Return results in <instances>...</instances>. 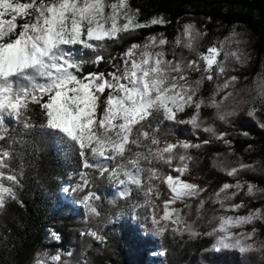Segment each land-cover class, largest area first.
<instances>
[{
    "label": "snow or ice",
    "instance_id": "obj_1",
    "mask_svg": "<svg viewBox=\"0 0 264 264\" xmlns=\"http://www.w3.org/2000/svg\"><path fill=\"white\" fill-rule=\"evenodd\" d=\"M139 16L140 10L131 8L129 0H0V211L17 199V190L22 187L21 172L14 169L12 161L18 155L16 146L37 127L31 117L33 106H37L44 117L38 126L41 134L55 135L78 150L81 170L75 174L78 182L70 190L85 193L81 203L89 215H100L93 203L100 196L91 189L96 179H106L120 189V198L129 200L135 194L132 219L148 221L149 231L156 235H207L214 238L215 251L264 256V241L257 239V229L244 230L246 225L264 221V205L238 215L235 213L245 204L232 203L241 192L255 196L264 194V189L237 179L235 183H223L205 197L206 188L184 177L190 172L191 150L205 147L212 140H173L167 129L170 124L190 125L231 145L227 133L204 126L201 116L202 108H214L218 119L227 121L238 114L240 105L249 103L235 99L239 77L228 76L227 56L224 61L219 59L224 42L219 48L213 45L198 53L196 59L177 58L175 53L169 59L167 38L152 35L142 44H131L119 63L111 58L112 71L80 74L85 62L77 59V48L95 51L122 34L169 23L162 16L147 21H140ZM182 35L185 39L178 37L176 45L194 51L205 34L195 24L186 23ZM240 35L233 30L225 41L232 38L239 45L243 42ZM230 55L241 64L248 59L239 51ZM103 59L97 55L92 63L99 64ZM194 72L200 73L198 79L191 78ZM221 78L223 83H216L207 101L200 96L205 81ZM254 83V99L264 104V77ZM248 91L251 95L253 89ZM229 98L236 106L226 111ZM187 109H193L192 114L181 118ZM259 111L251 107L246 115L256 118ZM259 126L264 128V124ZM217 166L229 177L256 170L244 162L227 167L219 161ZM161 185L167 190L162 209L158 203L163 195ZM193 201L197 202L194 220L189 219ZM209 202L219 209L206 217L205 205ZM139 209L145 210L143 217ZM201 220L211 225L210 231L198 230L196 225ZM51 235L60 240L58 234ZM81 235L105 240L94 230ZM160 254L166 255V250ZM62 255L57 253L51 260L69 264L62 261Z\"/></svg>",
    "mask_w": 264,
    "mask_h": 264
},
{
    "label": "trees",
    "instance_id": "obj_2",
    "mask_svg": "<svg viewBox=\"0 0 264 264\" xmlns=\"http://www.w3.org/2000/svg\"><path fill=\"white\" fill-rule=\"evenodd\" d=\"M129 4L140 10V21L161 15L169 23L122 34L95 51L77 48V59L85 62L81 75L105 72L110 69V59L116 58L131 43L141 41L148 33L167 29L184 17L207 18L210 20L207 26L215 21L225 26L240 23L248 30L254 50L264 53V0H129ZM171 31L166 30L168 34ZM210 31L216 30L210 28ZM97 55L104 59L99 64L92 63ZM209 90L205 81L200 96H206ZM31 117L37 127L16 146L18 155L12 161L14 169L21 172L22 187L17 190V199L0 211V264H28L35 250L48 244L59 247L61 254L71 252L69 264H85V261L87 264H137L139 255L134 254L132 258L128 247L138 233V225L145 220L132 219L135 194L132 199H122L117 186L98 178L91 190L100 196L93 201L100 215H89L81 203L85 193L70 190L78 182L75 174L81 170L78 150L55 135L41 134L38 126L44 122V117L39 107L33 106ZM241 128L248 135L237 133L232 137L234 157L252 162L256 169L252 171L255 181L264 185V128L250 123ZM221 151L220 146L212 143L192 149L189 173L203 172L211 185H219L222 174L215 170L212 159ZM61 187L64 192L60 191ZM138 211L141 217L145 215L144 209ZM89 230L96 231L105 240L101 242L81 235ZM50 231L58 234L60 240L47 241ZM204 243V238L180 242L173 247L175 256L198 250ZM68 257L62 255V261ZM153 258L151 264H167L166 258ZM249 264H264V260L253 255Z\"/></svg>",
    "mask_w": 264,
    "mask_h": 264
},
{
    "label": "rangeland",
    "instance_id": "obj_3",
    "mask_svg": "<svg viewBox=\"0 0 264 264\" xmlns=\"http://www.w3.org/2000/svg\"><path fill=\"white\" fill-rule=\"evenodd\" d=\"M156 16L161 15H154L152 17ZM150 18L148 20H150ZM209 22L210 20L203 17L197 20L192 17H184L181 20H178L177 23L171 25L169 28L154 33H148L143 37L141 41L133 43L142 44L148 36L163 34L169 41L165 48V50L168 52L169 59L172 58L173 53L176 54L177 58L183 56L186 59H196L198 53L206 52L207 48L213 45L219 48L221 47V42H224L219 59L224 61L225 57L227 56L226 65L229 69L228 76L236 75L237 77H239V80L235 85V99L237 101L246 100L249 101V103L240 105V110L238 111V114L235 116L228 117L227 121L219 120L216 114V109L214 108H202L201 116L203 118L204 126L214 127L217 133H227L226 138L231 141V145H227L222 141L216 140L214 137L211 136L210 133L204 132L202 129H193L190 125L170 124L167 125V129L171 130L172 136L170 138L173 140L186 139L194 143H201L203 140L200 139L202 138L206 140L211 139L212 144L218 145L222 148V151L215 154L212 159V164L215 170L220 171V173L222 174L220 177L221 182L219 185H211L208 181L206 174L203 172H195L192 174L189 173L184 177L185 179L197 183L203 188H206L207 192L204 193L205 197L211 196L222 186L223 183H235L237 179L242 182L254 183L258 188L264 189V185H260L255 181L252 170L241 171L237 177H229L225 174L224 171H222L217 166L219 161H222L227 167L237 166L239 162H244L246 164L253 165L252 162H246L245 160L234 157V141L232 137L237 133L243 136L244 133H247L246 130H242L241 128V126H243L244 124L250 123L254 124L257 127H260V124H264V104H261L258 99H254V97L256 96V92L254 91V81L258 77H264V53L258 54L254 50L248 30L240 23H233L232 25L225 26L221 22L215 21L212 22L210 26H207ZM186 23L195 24L196 28L200 32L205 34L197 41L196 49L194 51L177 46L175 43L178 37L182 41L185 39V37H183L182 35V30L183 25ZM210 28H213L216 31L212 32L210 31ZM222 28H224L223 31H221ZM170 29L172 31L169 32L170 34H168L166 30ZM233 30L241 34L239 39H241L243 42L239 45H237L232 38H229V40L225 41V38L229 37V34ZM131 44L127 46L123 50V52L126 51V49L129 48ZM232 51H239L240 53L244 54L248 57L247 61L243 64L238 63L230 55ZM122 53H120L116 57L117 63H119V57L122 55ZM109 71H112L111 64L110 69L106 70L105 73ZM199 77L200 73L194 72L191 75L192 79H198ZM223 79L224 78H221L219 81H208V84L210 86L209 93L202 98L207 101L208 98L213 94L216 83H223ZM250 89H253L251 95L248 91ZM222 95L223 93L221 94V96ZM220 98L221 97H217V99ZM225 104L227 105V107L225 108L226 111H231L232 107L236 106L233 103L232 98H229L228 101H225ZM251 107H256L260 109V111L257 113L256 118H252L246 115L247 110ZM192 112L193 109H187L185 113L181 115V118L187 119V117L190 116ZM161 167H163L165 171H169L166 166ZM63 190L64 188L61 187L60 191L64 192ZM161 191L163 195L161 201H158V203H160L162 209V200L167 199V190L163 185H161ZM240 201L244 202L245 207L241 208L239 212L235 214L245 215L250 209L258 208L264 205V194L257 193L255 196H248L244 192H241L236 197V199L232 201V203H239ZM192 203L193 210L192 215L189 217V219L194 220L196 218L195 204L197 202L193 201ZM176 206L183 207V205L180 204H177ZM205 209V215L206 217H208L211 216L214 211H217L219 209V205H215L209 202L205 205ZM217 214L219 213L217 212ZM196 227L201 232H207L211 230V225L205 223L204 220L198 221ZM253 227L257 229V239L264 241V221H257L254 225H246L244 230L251 231ZM149 229L150 224L148 221L145 220L144 222L140 223L137 228L138 233L136 234L135 238L131 240L130 245L128 247V254L132 258L134 254L139 255V262L137 264H151L152 260H154L153 257L156 256L166 258L167 264H249L253 255H256L264 260V256L256 252L242 255L236 250L215 251L212 247V245L214 244V238L209 237L207 235H202L198 237L204 238L205 243L201 248H199L198 250L191 249L189 252H187L186 255L181 254L180 257H177L175 256V251L173 248L174 246L179 245L180 242L188 243L191 240H196L198 238H190L187 234L181 236L178 234H173L171 232L165 233V235L163 236H159L149 231ZM51 233V231L47 233L48 236L46 240L56 241V239L51 235ZM165 250L166 255H161L160 253ZM68 252L69 251H65L64 254L66 255V253ZM57 253H61L60 248L50 244L43 248H37L32 256V259L29 261L28 264H38V262L40 261H43L44 264H58V262H53L51 260V257L56 255ZM72 256L64 259V261H71Z\"/></svg>",
    "mask_w": 264,
    "mask_h": 264
}]
</instances>
